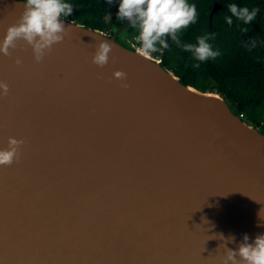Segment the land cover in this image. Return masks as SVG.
<instances>
[{"label": "water", "instance_id": "1", "mask_svg": "<svg viewBox=\"0 0 264 264\" xmlns=\"http://www.w3.org/2000/svg\"><path fill=\"white\" fill-rule=\"evenodd\" d=\"M24 2L0 0V41ZM63 19L41 63L23 41L0 54V150L24 142L0 167V264H223L264 235L262 127L119 42L127 20L110 36Z\"/></svg>", "mask_w": 264, "mask_h": 264}, {"label": "clouds", "instance_id": "2", "mask_svg": "<svg viewBox=\"0 0 264 264\" xmlns=\"http://www.w3.org/2000/svg\"><path fill=\"white\" fill-rule=\"evenodd\" d=\"M107 2L111 4L113 0ZM23 7L20 19L7 29L5 38L0 41V54L11 56L18 41H23L32 48L35 62L41 63L53 51V46L63 42L67 36L63 18L72 15L73 5L66 0H25ZM227 7L230 15L225 16L224 21L228 26H232L233 18L245 25L250 24L259 12L257 8L240 7L236 3H230ZM117 19L127 20L138 30L135 40L139 46L136 51L145 58L150 59L152 54L167 49L169 37L183 51L191 54L195 61L193 68L221 56V52L210 42L215 39L214 36L204 34L197 37L194 44L182 43L183 33L198 19L196 5L188 3V0H120ZM252 47H255L254 41ZM111 52L112 46L108 42H100L95 48L92 63L105 67ZM15 63L20 66L22 61L17 58ZM113 76L119 81L127 79L123 71H115ZM122 86L130 87L127 84ZM9 91L7 82L0 81V96L7 97ZM23 143V140L14 137L8 138V148L0 150V167H10L19 162ZM230 239L234 241V237ZM248 239L245 235L238 250L225 247L223 264H264V235L257 236L253 243H248Z\"/></svg>", "mask_w": 264, "mask_h": 264}, {"label": "trees", "instance_id": "3", "mask_svg": "<svg viewBox=\"0 0 264 264\" xmlns=\"http://www.w3.org/2000/svg\"><path fill=\"white\" fill-rule=\"evenodd\" d=\"M73 5V13L65 19H71L87 27L114 32L125 21L117 19L120 0H66ZM195 4L197 21L183 33L182 43H196L197 37L208 34L215 39L210 41L221 52L216 60L201 63L193 68L195 61L191 54L183 51L168 38L169 47L160 53L152 54L161 59V63L180 77L187 86L202 92L222 95L232 107L250 123L261 126L264 131V0H188ZM236 3L240 7L257 8L259 12L253 22L245 25L233 18L228 26L224 17L230 15L228 5ZM219 4L211 22V13ZM247 31H243V29ZM138 35L131 28L128 36ZM131 39V38H130ZM253 41L255 47H252Z\"/></svg>", "mask_w": 264, "mask_h": 264}, {"label": "flooded vegetation", "instance_id": "4", "mask_svg": "<svg viewBox=\"0 0 264 264\" xmlns=\"http://www.w3.org/2000/svg\"><path fill=\"white\" fill-rule=\"evenodd\" d=\"M108 35L113 36L114 35V32H109ZM117 38H118L119 42H121V43H124V40H125V42L129 43V40H130V37L128 35L127 36H124L122 34H119L117 36Z\"/></svg>", "mask_w": 264, "mask_h": 264}, {"label": "built area", "instance_id": "5", "mask_svg": "<svg viewBox=\"0 0 264 264\" xmlns=\"http://www.w3.org/2000/svg\"><path fill=\"white\" fill-rule=\"evenodd\" d=\"M132 39H130L129 40V43L128 44H130L133 48H135V49H137V47L139 46L138 44H137V42H136V40H135V38H134V40H132ZM153 56V55H152ZM154 57V56H153ZM157 59V58H156ZM158 61H160L161 62V59H157Z\"/></svg>", "mask_w": 264, "mask_h": 264}, {"label": "rangeland", "instance_id": "6", "mask_svg": "<svg viewBox=\"0 0 264 264\" xmlns=\"http://www.w3.org/2000/svg\"><path fill=\"white\" fill-rule=\"evenodd\" d=\"M132 37H133V36L130 35V38H131L132 40H134ZM132 40H131V41H132ZM122 44L125 45V46H127V47H131V45L128 44L127 42H125V40H124V43H122Z\"/></svg>", "mask_w": 264, "mask_h": 264}]
</instances>
